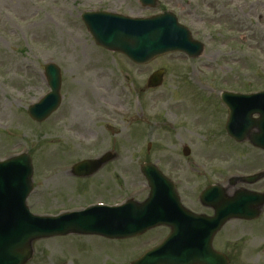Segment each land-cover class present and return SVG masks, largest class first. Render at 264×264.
<instances>
[{"label": "rangeland", "instance_id": "1", "mask_svg": "<svg viewBox=\"0 0 264 264\" xmlns=\"http://www.w3.org/2000/svg\"><path fill=\"white\" fill-rule=\"evenodd\" d=\"M87 9L147 17L173 12L204 52L135 64L94 41L81 18ZM50 61L62 72V101L49 118L36 122L27 108L49 91L44 66ZM161 68L162 84L148 88L149 76ZM229 87L264 88V0H158L154 8L139 0H0V159L30 154L34 189L27 204L36 214L101 200H142L149 191L140 171L144 162L175 181L185 205L202 210L198 194L208 183L264 163L253 159L248 143H228L213 131L225 116L220 90ZM108 151L115 158L93 176L72 175L74 163ZM258 223L229 224L217 238L222 246L239 239L233 264H251L261 251L263 259ZM167 231L159 227L126 240L39 239L27 264H130Z\"/></svg>", "mask_w": 264, "mask_h": 264}, {"label": "water", "instance_id": "2", "mask_svg": "<svg viewBox=\"0 0 264 264\" xmlns=\"http://www.w3.org/2000/svg\"><path fill=\"white\" fill-rule=\"evenodd\" d=\"M140 1L145 5H156V0ZM83 19L99 44L109 50L121 51L139 63H147L157 55L174 50L186 51L191 56H198L203 51V45L194 41L188 29L179 25L171 14L148 20H132L113 14L85 13ZM46 75L52 92L29 108V114L37 121L46 119L56 110L61 98V74L58 66L48 64ZM162 75L163 71L155 73L150 85H159ZM262 118L261 124L264 121L263 116ZM261 135L264 139V130H261ZM252 141L264 147V141L259 143L262 140L257 139L256 136H253ZM185 152H188L187 148ZM111 158L112 155L107 154L100 160L79 163L74 173L78 176L92 175ZM152 169L155 170L150 165L146 166L145 174L149 176ZM155 172L158 179H162L163 176L157 170ZM32 173L29 155L0 163V264H25L33 255L32 242L35 239L69 233L124 238L141 234L159 224L171 226L172 234L162 245L149 251L133 264H216L217 262L211 245L216 228H211L207 232L202 220L205 217L202 216L173 214L166 205H163L164 197L161 193L165 185H157L158 179H149L152 187L150 197L143 204L131 202L135 207L132 209L123 207L94 209L58 217L38 218L30 215L26 207V199L32 189ZM167 183L171 185L169 188L172 190V197L182 211L175 187L170 182ZM209 194L210 191H207L204 197H209ZM256 198L258 204L264 203V195L256 197L246 192H239L234 198L226 200L223 192L220 197L215 195L214 204L224 206L215 220L222 225L227 218L251 214V212L245 213L243 205L246 202H254ZM226 212H231V215L226 216Z\"/></svg>", "mask_w": 264, "mask_h": 264}, {"label": "flooded vegetation", "instance_id": "3", "mask_svg": "<svg viewBox=\"0 0 264 264\" xmlns=\"http://www.w3.org/2000/svg\"><path fill=\"white\" fill-rule=\"evenodd\" d=\"M261 180H263V183L262 184H264V176L261 178ZM203 212L205 214H207V215H212L214 213L213 209H211V208H205V211H203ZM261 233H264V231H261ZM228 244L231 245L233 243H232V241H229ZM234 248H235V246H234ZM259 255H260V253H256L254 255L253 262H251V264H264V257H263V259L260 260Z\"/></svg>", "mask_w": 264, "mask_h": 264}, {"label": "bare ground", "instance_id": "4", "mask_svg": "<svg viewBox=\"0 0 264 264\" xmlns=\"http://www.w3.org/2000/svg\"><path fill=\"white\" fill-rule=\"evenodd\" d=\"M162 95H158L156 98H159V97H161Z\"/></svg>", "mask_w": 264, "mask_h": 264}]
</instances>
